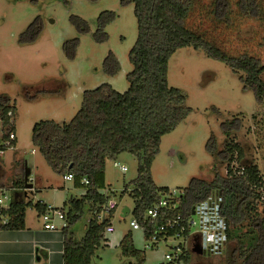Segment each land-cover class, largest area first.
<instances>
[{"label":"rangeland","instance_id":"rangeland-1","mask_svg":"<svg viewBox=\"0 0 264 264\" xmlns=\"http://www.w3.org/2000/svg\"><path fill=\"white\" fill-rule=\"evenodd\" d=\"M125 1L0 0V95L8 96L17 110L14 122L16 145L0 155L2 177L6 179L0 184V189H12V181L22 177V166L25 165L30 172L28 184L34 185L35 180L41 178L47 185L59 184L58 190L67 192L69 187L67 198L80 197L83 188L63 182L33 146L32 127L40 121L70 122L80 109L86 90L103 84L110 85L119 93L128 89L126 76L132 70L128 52L137 38V23L132 3ZM227 1L226 16L223 14L217 18L213 14L214 0H195L186 27L214 42L230 56L248 55L264 64V0H257L258 11L252 16L240 12V0ZM102 13H106L108 21L104 34L98 35L97 22ZM76 19L81 20L82 27L87 26L88 30L80 31ZM73 41H76V46L71 48ZM65 45L70 49L66 50ZM109 53L119 64L118 73L112 76L104 73L102 67ZM239 74L191 47L180 48L171 56L168 86L185 94V105L190 112L179 126L161 138L151 167V177L157 187L184 189L191 178L212 180L213 160L206 144L213 137L217 151H221L224 142L222 124L236 120L239 126L232 135L242 147L245 161L257 165L264 179V103H257L252 91L243 89ZM47 81L49 84L42 86L52 88L50 81H58L55 89L60 92H38L33 99L26 97L32 96L34 90L24 91L25 86L36 87ZM114 163L125 166L126 172L122 173ZM137 166L136 159L127 152L106 160L105 188L102 191L117 204L110 219L114 231L105 234V241L95 251L91 264H138L119 246L126 235L134 249L142 253L144 260L141 264H164V254L169 252L166 246L171 245L172 240L148 249L143 231L132 230L130 226L135 218L130 182L137 176ZM225 168L224 165L219 167L222 177L226 175ZM51 190L49 187L41 196L28 194L25 200L34 204L41 197L51 199ZM7 193L10 194L9 191ZM55 194L59 203L65 192ZM8 203L3 200L1 206ZM125 207L129 212L123 217L122 209ZM256 207L255 217L264 221V200ZM25 213L35 218L33 207H27ZM90 217L85 206L81 219L71 229L75 241L83 236ZM199 218L193 216L195 221ZM251 231L252 227L245 224L239 229L238 236L245 235L242 239L247 241L254 235ZM238 247L237 238L232 239L220 257L192 253L189 264L198 261L204 264H241Z\"/></svg>","mask_w":264,"mask_h":264},{"label":"trees","instance_id":"trees-1","mask_svg":"<svg viewBox=\"0 0 264 264\" xmlns=\"http://www.w3.org/2000/svg\"><path fill=\"white\" fill-rule=\"evenodd\" d=\"M130 2L137 23V38L128 52V60L132 65L131 72L126 76L128 89L119 93L110 85L103 84L86 90L82 95L80 109L70 122L40 121L32 127V144L48 167L60 177L72 174L74 185L85 190L80 198H70L65 207L61 208L67 222V227L62 230L65 236L63 264H91L95 251L105 241V225L98 226L95 215L106 199L100 191L105 188L107 159L124 152L136 159L137 176L130 182V194L135 201L133 214L143 226L144 210L156 201L161 191L166 190L154 184L151 177L152 163L158 153L161 138L179 126L190 112L185 105V94L177 88L169 87L167 83L168 61L175 51L191 47L203 51L208 58L222 62L235 74L240 73L238 78L243 89L252 91L257 103H264V64L248 55L230 56L214 42L186 27L195 0ZM238 5L240 12L249 16L258 11L257 0H240ZM214 7L213 14L218 18L223 14L226 16L229 4L227 0H214ZM105 17L106 13L98 17V35L104 34L103 29L108 21V17ZM76 20L80 31L88 30L87 26L82 27L81 20ZM96 39L101 41L99 36ZM71 46L75 47L76 41ZM65 49L69 50L70 46L65 45ZM102 67L104 73L110 76L119 71V64L112 53L106 56ZM47 84L48 81L36 87L25 86L24 91L34 90L32 96H25L28 99L35 98L38 87ZM16 113L10 98L0 95V122L7 131H15ZM238 126L237 120L222 124L224 142L221 151H217L216 142L210 137L206 150L213 160V178L210 181L191 178L183 189L185 197L179 212L189 216L195 205L205 202L213 194L217 195L219 216L225 220V246L237 238L241 264H264V221L255 217L257 203L264 200V179L257 165L245 161L244 151L232 135ZM233 162L238 163L236 172L239 174L233 172L230 166ZM220 165L226 166L224 177L219 173ZM22 172L18 180L20 184L24 180L25 166H22ZM82 179L88 180L89 184L81 185ZM85 206L91 217L83 236L75 241L69 230L81 219ZM27 207H33L38 214L45 208L40 202L32 204L22 199H12L1 209L7 222H0V230L24 229ZM245 224L252 227L251 232L254 234L247 241L242 239L245 235L238 236L239 229ZM146 236L147 232H144ZM119 246L124 254L133 256L138 264L143 262L142 253L134 249L129 236L126 235ZM196 264L204 263L198 261Z\"/></svg>","mask_w":264,"mask_h":264},{"label":"built area","instance_id":"built-area-1","mask_svg":"<svg viewBox=\"0 0 264 264\" xmlns=\"http://www.w3.org/2000/svg\"><path fill=\"white\" fill-rule=\"evenodd\" d=\"M7 128L0 122V155L16 145L15 131H7ZM32 151L31 153H33ZM122 173L127 168L114 163ZM234 173L239 168L236 162L231 163ZM242 173V168L240 169ZM239 174V173H238ZM63 181H73L72 174L62 176ZM81 185L87 186L88 180L82 179ZM105 202L99 212L95 215L98 226H104V235L114 231L111 224V216L117 208V204L109 199L106 193ZM156 201L143 212V224L136 217L130 222L132 230L141 229L147 232L145 240L146 248L152 249L161 242L172 240V244L166 246L168 253L164 254V264H189V257L194 246L201 248V254L219 257L225 247V220L219 216V198L213 194L205 202L197 204L191 209L189 216H184L179 212L182 201L185 197L183 189H167L158 194ZM3 200L11 201L7 190L0 189V222L6 224L7 220L3 217L1 209ZM9 204V203H8ZM194 213V214H192ZM199 216V221H195L193 216ZM44 230L62 231L67 227L65 213L61 208L48 206L40 214ZM150 228V229H149ZM195 254V253H193Z\"/></svg>","mask_w":264,"mask_h":264},{"label":"crops","instance_id":"crops-1","mask_svg":"<svg viewBox=\"0 0 264 264\" xmlns=\"http://www.w3.org/2000/svg\"><path fill=\"white\" fill-rule=\"evenodd\" d=\"M17 161L20 162V160ZM2 175L4 174L0 166V184H3L6 181ZM29 182V179H27V183ZM63 182H71L72 185L76 187L73 181ZM15 183H17V185H15ZM12 184L13 188L7 190L10 193L11 200L22 199L26 202L25 198L28 197V194L32 196L34 194H38L41 196L46 190H48L49 187L52 188L51 191L53 193V197L51 199H45L41 197V199L37 200L36 202H40L45 207L53 206L62 208L65 207V204L70 198H73V196L67 198L69 187L67 188V192L58 190L59 184L47 185L42 181L41 178L39 181L35 180V184L30 188L25 186L24 180L22 184L13 180ZM56 192H65V194L62 196V200H60L59 203L56 202L58 199V195L55 194ZM84 193L85 190L83 189L80 197ZM39 216L40 214L37 212L35 218L28 216V214L25 213L24 229L14 231L0 230V264H63V245L65 237L63 231L44 230L43 223ZM69 234L71 237L73 236L71 230H69Z\"/></svg>","mask_w":264,"mask_h":264},{"label":"water","instance_id":"water-1","mask_svg":"<svg viewBox=\"0 0 264 264\" xmlns=\"http://www.w3.org/2000/svg\"><path fill=\"white\" fill-rule=\"evenodd\" d=\"M28 175H29V171L26 169L25 175H24V182H25V186L27 188H30L32 185L27 183ZM128 212H129L128 208H126V207L123 208L122 209V216L124 217ZM192 214H194V213H192ZM192 252L195 254H201L202 253L201 248L198 245L193 247Z\"/></svg>","mask_w":264,"mask_h":264},{"label":"flooded vegetation","instance_id":"flooded-vegetation-1","mask_svg":"<svg viewBox=\"0 0 264 264\" xmlns=\"http://www.w3.org/2000/svg\"><path fill=\"white\" fill-rule=\"evenodd\" d=\"M52 83V85H53V87L52 88H50V87H44V86H40V87H38V89H37V91L38 92H47V91H51V92H55V93H59L60 91H59V89H55L56 87H57V85L56 84H58L59 82L58 81H56V83L54 82V81H51ZM63 85V84H62ZM62 85L60 86V89L62 90Z\"/></svg>","mask_w":264,"mask_h":264}]
</instances>
